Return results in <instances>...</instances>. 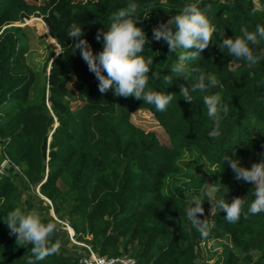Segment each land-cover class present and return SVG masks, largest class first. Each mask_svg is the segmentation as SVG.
<instances>
[{
    "label": "trees",
    "instance_id": "trees-1",
    "mask_svg": "<svg viewBox=\"0 0 264 264\" xmlns=\"http://www.w3.org/2000/svg\"><path fill=\"white\" fill-rule=\"evenodd\" d=\"M126 2L0 0V143L7 158L0 169V215L19 205L35 209L43 222L55 224L50 240L58 250L38 264H80L87 253L84 246L80 251L75 243L68 246L70 239L59 229L60 221H66L73 236L98 254H128L137 264H203L197 243L225 236L231 246L226 247L221 264H264V212L242 214L230 223L222 210L205 200L202 218L208 235L201 237L183 213L190 195L167 183V177L180 171L178 160L184 152L195 150L219 168L217 198H244L246 212L254 186L237 181L220 158L235 152L241 165L248 167L264 154V41L249 45L260 57L254 65L230 56L220 42L241 35V28L252 31L257 24L264 26V0L257 4L254 0H137L133 18L146 36L140 55L153 61L147 84L152 90L170 93L178 92L180 84L187 86L176 76L163 84L174 53L169 54L162 40L152 39V28L178 14L186 2L204 10L215 26L213 40L195 62L198 70L216 76L218 85L211 91L219 92L229 106L215 138L208 136L212 121L199 92L193 93V102L178 98L157 111L142 100L114 95L111 87L105 93L98 91L94 74L79 49L73 51L66 32L70 24L81 25L95 53L102 47L95 39L97 31ZM30 16L42 18L45 33L60 47L55 57H49L53 58L48 82L43 79L35 98L30 89L36 74L25 60L23 29L10 25ZM76 98L83 105L74 110L71 101ZM138 110L151 113L168 144L131 120ZM30 249L31 245H17L0 221V264H24Z\"/></svg>",
    "mask_w": 264,
    "mask_h": 264
},
{
    "label": "clouds",
    "instance_id": "clouds-1",
    "mask_svg": "<svg viewBox=\"0 0 264 264\" xmlns=\"http://www.w3.org/2000/svg\"><path fill=\"white\" fill-rule=\"evenodd\" d=\"M137 6V0H127L125 7L108 16L107 25H104L103 30H98L95 36L102 45L95 53L83 37L81 25L73 23L68 26L66 33L73 40V51L79 49L89 72L94 74L98 82V91L105 93L111 87L114 95L142 100L154 106L157 111H164L174 99L177 101L178 98H182L193 102V93L199 92L207 117L212 121L208 136L212 138L219 136V124L221 119L228 115L229 106L222 101L219 92L211 91L218 85L216 76L198 70L195 64L201 57V51L210 40H213L215 26L204 10L195 3L186 2L178 14L152 28V39L162 40L167 45L169 54L174 53V58L171 55L170 75L163 76V84L170 83L172 76L187 81V86L179 85L178 92L152 90L147 84L149 65L153 61L152 58L145 59V55H140L146 43V36L143 29L137 26L138 20L133 18ZM240 31L241 35L224 37L220 45L227 49L230 56L238 60L242 58L249 65H254L260 57L253 54L249 45L264 41V26L257 24L252 31L245 28H241ZM152 75L157 74L152 72ZM172 93L179 95L173 96ZM220 162L232 170L237 181L251 182L254 186L251 192L253 198L247 203L246 212H243L244 198L236 196L228 200L224 195L217 198L215 194L217 189L210 184H206L208 186L200 190L203 199L200 195L187 197L183 205L185 219L188 226L199 232L201 237L208 235L206 218H202L204 213L202 203L205 200L215 205L217 210H222L225 213V220L230 223L238 221L242 214L247 216L264 212V154L258 162L251 163L248 167L241 165L235 152L230 155L224 154ZM0 221L6 224L9 235L15 237L17 245H31V255L25 259L24 264H38L58 250V245L50 240L56 228L55 224L43 222L35 209H26L19 205L12 207L6 214L0 215ZM60 223L62 224L61 221Z\"/></svg>",
    "mask_w": 264,
    "mask_h": 264
},
{
    "label": "rangeland",
    "instance_id": "rangeland-1",
    "mask_svg": "<svg viewBox=\"0 0 264 264\" xmlns=\"http://www.w3.org/2000/svg\"><path fill=\"white\" fill-rule=\"evenodd\" d=\"M254 1L256 4L258 3L257 0ZM10 25H20L23 29L21 33V42L22 45L26 47L25 60L36 74V80L30 89V96L35 98L40 95L43 83L46 82L47 84L48 82L47 77L50 71V62L52 58L60 52V47L58 48L56 44L50 40L47 33H45L46 31L43 28L45 24L41 17L30 16L21 22ZM52 54L53 57L49 59ZM44 78H46L45 82L43 81ZM69 86L74 90L72 80L69 81ZM74 95H77L76 91ZM71 105L72 108L76 110L82 107L83 102L76 98L71 101ZM131 120L145 131H154L162 143L168 144L167 135L149 111H135L131 114ZM178 163L181 167L180 171L167 177V183L173 187V189L178 186V189L187 195H200L201 197L203 196L200 190L208 186L206 184L213 185L215 189H218L220 184L219 168L214 164H210L197 151L188 150L184 152L182 157L178 160ZM15 169L18 171L17 167H15ZM50 213L55 217L51 210ZM59 229L66 231L65 235L70 239V244H68L69 247L74 243L73 240L77 242L75 243L78 246L76 249L81 247V241H78L74 236H72L73 240L70 238L69 233L73 232L70 226L66 227L62 225V228ZM229 246H231V242L228 236L221 239L203 240L197 243V247L200 250V259L203 264H221L225 256V249ZM78 251H80V248Z\"/></svg>",
    "mask_w": 264,
    "mask_h": 264
},
{
    "label": "built area",
    "instance_id": "built-area-1",
    "mask_svg": "<svg viewBox=\"0 0 264 264\" xmlns=\"http://www.w3.org/2000/svg\"><path fill=\"white\" fill-rule=\"evenodd\" d=\"M62 224L68 227L66 221H61ZM70 238L72 239L73 234L69 233ZM73 240V239H72ZM74 243H77L73 240ZM81 246H84L87 250L86 254L79 259L80 264H137L136 259L128 254H121L117 256H107L100 255L93 250L92 246L88 243L80 242Z\"/></svg>",
    "mask_w": 264,
    "mask_h": 264
},
{
    "label": "water",
    "instance_id": "water-1",
    "mask_svg": "<svg viewBox=\"0 0 264 264\" xmlns=\"http://www.w3.org/2000/svg\"><path fill=\"white\" fill-rule=\"evenodd\" d=\"M57 55V54H56ZM55 55V56H56ZM54 56V57H55ZM54 126H56V123H55V125ZM7 163V158H6V156L3 154V152H2V144L0 143V169L5 165ZM37 190H38V188H37ZM49 202V201H48ZM50 203V202H49ZM51 212H52V214L54 215V212H53V210H51ZM55 216V215H54ZM60 228H62V227H60ZM61 230V229H60Z\"/></svg>",
    "mask_w": 264,
    "mask_h": 264
}]
</instances>
